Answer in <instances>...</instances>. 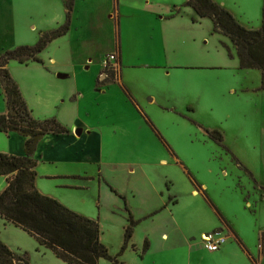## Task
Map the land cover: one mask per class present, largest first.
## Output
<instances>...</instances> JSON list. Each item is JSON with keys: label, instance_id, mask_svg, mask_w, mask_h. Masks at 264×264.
<instances>
[{"label": "rangeland", "instance_id": "1", "mask_svg": "<svg viewBox=\"0 0 264 264\" xmlns=\"http://www.w3.org/2000/svg\"><path fill=\"white\" fill-rule=\"evenodd\" d=\"M97 1L93 8L84 12L79 10L75 17L74 30L67 39L52 41L40 54L42 64L33 62L21 65L13 61L8 66L35 119H55L64 127L75 124L79 119L91 131L96 132L87 158L70 159L77 163H64L58 160L55 162L46 155L42 163H39L41 172L87 171L97 178L93 184L91 181L86 184L87 181L84 180V186H91L90 189L58 190L55 193L70 209L99 221L102 233L106 234V238L110 239L115 247L119 245L118 235L122 241L124 227L129 224L124 211L123 197L126 196L118 197L120 210L116 209L113 202L115 197L123 191L157 188L158 197L153 195L148 205L156 207L154 209L158 213L145 222L141 230L136 226V239L150 238L154 250L160 253L163 250L162 236L168 234L169 264H189L190 250H205L201 244L202 233L212 232L220 226L226 229L225 224H220L226 223V219L219 210L218 214L222 216L218 218L202 196H193L194 188L188 184L183 168L174 162V154H178L202 181L209 183L211 197L230 217L233 225L245 235L248 243L257 250L259 228L264 227V201L256 192L257 187L261 186L255 183L254 179L252 182L244 175L245 169L239 168L237 163L232 161V157L241 161L257 179H260L259 182L264 184V148L260 126L264 117V95L257 90L261 87L260 72L248 71V84L252 89L250 92L227 96V99L233 101L222 104L216 100L218 105H229L221 112L199 109L194 114H188L186 110L178 109L174 113L154 106L148 108L147 115L135 106L122 86H111V79L103 81L101 78L102 72L110 75L101 65L114 49L116 35L114 18L110 17L109 9L106 11L109 0ZM65 21L66 0H0V55L20 46L37 45L41 36L57 30ZM206 22L200 21L195 25L196 32L207 34H204L205 37L196 36L195 40L189 41L188 49L196 52L194 57L205 53L208 60L212 56L207 53L217 54L218 49L226 48L223 41L208 32L209 25ZM183 42L179 44L182 45ZM61 74L67 78H60ZM132 74L144 80L145 72L136 71ZM183 74V70H173L172 73ZM102 87L108 89L107 93L100 91ZM6 111L5 93L0 85V113ZM202 126L212 129L217 126L223 129L222 132H227L224 141L229 149H225L210 136L206 137ZM15 136L20 135L15 133ZM47 136L39 141L34 158L36 154L48 153L49 147L43 143ZM21 138L23 139V136ZM51 140V147H54L55 139ZM39 145L41 153L37 152ZM1 149L13 151L14 146L6 133L0 131ZM221 155L224 156V161L220 160ZM211 157L215 159L210 160ZM218 166H226L233 173L229 179L219 180L209 172L210 169L217 171ZM133 168L135 172H130ZM100 172L114 184L107 186L108 191H104L101 200L98 184ZM169 180L173 181L174 186L167 183ZM0 183L2 192L7 183L3 177H0ZM52 183L49 184L50 187ZM238 184L240 188L244 187L245 192L251 190L256 194L251 208L242 201L241 191L238 190V193L234 190V186ZM45 185L47 186L46 183ZM229 186L232 187L228 188ZM175 196L179 204L172 209L170 198ZM256 200H259L257 205ZM168 201L171 203L169 208L166 204ZM134 204L135 207L145 206L141 197H138ZM0 239L12 244L14 252L28 254L31 264H66L49 250L44 251L47 255L34 254L36 239L20 229L8 227L1 217ZM231 243L233 240L228 244ZM260 248L263 249V245ZM120 249L118 253L121 252ZM141 253L143 254V251ZM201 256L202 252L197 253L192 262H199ZM237 258L231 256L229 261L234 264H247L245 259ZM208 261L207 258L204 262Z\"/></svg>", "mask_w": 264, "mask_h": 264}, {"label": "crops", "instance_id": "2", "mask_svg": "<svg viewBox=\"0 0 264 264\" xmlns=\"http://www.w3.org/2000/svg\"><path fill=\"white\" fill-rule=\"evenodd\" d=\"M188 1L189 0H109V4H107L106 11H108L109 9V12L111 13L110 17L112 19L114 18V32L116 35L114 49L112 50L110 55L116 54V61L110 63V69H108L110 75L107 76V74H103L102 72L101 78L103 79V81L111 79V86H122L124 90L131 94L141 111L145 114H147V112L149 111V107L154 106L159 109L162 108L168 111L170 110L174 113L178 109L186 110L188 114H194L199 109H204L209 112H221L229 107V105H218L216 104V100H218L220 104L227 101H233L227 99V96H236L240 92L248 93L252 90L249 87L247 77L249 76L248 71H251L253 69H241L240 59L236 46L228 37L214 32V24L211 19L199 18L193 8L186 6V3ZM215 1L225 9H227L229 12H231L243 26L249 29L256 30L262 26L264 0ZM97 2V0H75L74 9L72 12L71 29L67 35L59 39H67L68 36L71 35L74 30L75 17L77 16L79 10L84 12V10L86 9H91ZM200 21H207L206 23H208L209 25L208 32L214 37L219 38L221 41H223L226 48L224 50L218 49L216 51L217 54L207 53L208 56L213 57H210L208 60L205 56V53L202 52L201 54H198L196 57H194L196 52L190 51L188 49V45L190 44L189 41L195 40L194 38L196 36L205 37V35L207 34H200L199 32H196L194 30L195 25L199 24ZM80 30L83 33V27H81ZM117 32H119V42L117 40ZM42 37L43 36H41L39 40ZM179 42H183L182 45H180ZM227 49L231 51L233 55L232 57L229 55ZM216 55L217 57H215ZM105 61L106 59L102 62L101 65L103 70L105 69ZM173 70H183L184 74L172 75ZM136 71L145 72V76L143 77L144 80L133 76L132 73H135ZM60 78H67V76L61 74ZM169 79H171V81H169ZM102 88L103 89H101L100 91L103 93H107L108 89L105 87ZM257 90L261 91L264 95V90H261V87L260 90ZM215 108L219 109L215 110ZM6 113L7 111L3 114ZM79 114L80 112L78 111V116ZM186 117L190 118L189 116ZM260 126H262V147L264 148V117L263 123ZM213 127L215 128L212 129L206 128L204 126L201 127L206 137L210 136L207 130L218 131V129H220L217 126ZM67 128L70 130V133L68 134L48 135L46 140L43 142L46 144V146L49 147L48 153H41V143L37 149V152L41 153V155H35V158L38 160V166L36 168L38 173L36 181L38 190L42 194L58 200L64 206H66L65 203L61 201L59 195H57V193L55 192H58V190L73 191L90 189L91 186H84V180L87 181L86 184H90V181L92 184L97 181V178H95L94 175H91V173H88L87 171L74 173L41 172L40 164L45 159L46 155L48 158L54 161L58 160L59 162L64 163H66L67 161L71 163H77L71 160H78L80 158L84 159L87 158V156L90 154V145L92 144L91 141H94L93 138H95L94 135L96 132L91 131V129L83 122H80L79 119L75 124L70 125ZM222 131L223 129L221 128L219 132L223 134L225 139V134L227 132ZM6 135L9 139L12 140L14 150L11 151L10 149H1L0 152L22 156L25 152L24 150L26 138L23 137L22 139L21 135L15 136V133ZM3 137L6 139L5 136ZM51 139H55L56 145L54 147H51ZM222 145L225 148L229 149L225 141H223ZM42 154H44V157H42ZM263 156L264 154H262V157ZM173 158L175 160L174 162H176L178 165H180V167L183 168L184 173L187 177L186 180L188 181V184H191L190 186L194 188L192 190L193 196H202L206 203L216 212L218 218L223 215V217L226 219V223H220L221 225L225 224L226 229H223L224 227L220 226L219 228L213 229L212 232L222 229V231L228 237L227 245H225L220 251L214 253L207 251L205 248V250L201 249L200 251H197L196 249L190 250L189 264H234L229 261L231 259V256H237L238 260H240V258L245 259L247 264H264V227L259 228L260 235L258 237V247L256 250V248L252 247L248 243L245 235L242 234L235 225H233L230 217L225 213V211H223L221 207H219L215 199L211 197L209 183H207L206 181H202L200 177L186 165V163L178 154H174ZM214 159L215 158L213 157L210 158V160ZM220 160L224 161V156L221 155ZM232 161L234 163H237V161L239 160L235 157H232ZM239 162L242 164L241 161ZM166 163L167 162L165 161L164 164ZM236 165L239 168L241 167L238 163ZM242 166L247 170H243L244 175L251 179L252 182L254 179L255 183H259V185L261 186V188L257 187L256 192L260 194V196L262 197L261 200L264 201V184L259 182L260 179H257L254 173L248 167H246L244 164H242ZM130 172H135V168L131 169ZM209 172L213 175H216L219 180L222 178L229 179L230 175L233 174L226 166H218L217 171L216 169H210ZM81 174H83L84 176H82ZM99 174L101 175L99 176L100 178L98 183L100 190L99 195L101 200L104 197V191H106L107 186H109L110 184L112 186L114 184L109 182L108 179L102 175V172H100ZM0 177H3L6 180L7 188V177ZM194 180L196 183L193 182ZM77 181L81 183H73ZM45 183L47 184V186L45 185ZM51 183L52 187L49 186V184ZM167 183H171L172 186H174L172 180H169ZM231 187L232 186H229L228 188ZM234 187V190L236 192H238V190L241 191L240 196L242 197V201L244 203H247V207L251 208L253 206L252 200H254L256 196L254 191L249 190L245 192L244 187L240 188L239 184L238 186ZM155 189L156 190H153V188H149L143 191L135 190L131 192L123 191L115 197L113 202L116 206V209L120 210V206L117 203V201L119 200L118 197L126 196L123 197L125 198V219L129 222L131 213L133 218L138 221L137 227L141 230L142 225L158 213L155 212L154 208L156 207L152 208L148 205V201L152 199L153 195H157L158 189ZM2 192L0 191V194ZM108 195H110L109 192ZM138 197H141V199L145 203V206L140 205L135 207L134 201ZM162 200V203H164V199ZM170 202L172 204L169 203V201L166 204L168 208L171 204L172 209H175V207H177L179 204V200L176 196L171 197ZM258 202L259 200H256L255 205H257ZM127 206L129 211H127ZM218 210L222 215L218 214ZM171 212L173 211L171 210ZM88 218L91 219L92 217ZM2 220L6 222L3 218ZM7 225L8 227H14L25 232L21 228H18L11 223H7ZM128 225L126 226L128 227ZM123 226H125L124 223ZM114 227L116 226L114 225ZM127 227H124V233L126 232ZM136 233L137 232L135 231V234ZM135 234L131 239L129 247L120 258L123 264H169L170 238L168 234H164L162 236L163 250L160 251V253H157L154 250V246L150 238L144 239L143 237H141V239L138 240L136 239ZM206 234H208V232L202 233V241L203 237ZM118 238L119 245L115 247L114 245H112L110 239L106 238V234H101V242L109 249L111 255L113 256H117L119 254L118 251L120 248H122L121 246H123L122 244L124 243L123 238L125 241V234L122 237V241L120 240L119 235ZM230 240H233V243L228 244L230 243ZM3 241L2 242L6 244L12 251H15L12 244L6 242L4 239ZM146 241L149 242L150 248L147 253L143 252L142 254L141 251L144 250ZM202 241L201 244L202 247H204ZM261 245H263V249L260 248ZM48 250L49 249L40 245V243L37 241V246L34 254L45 253V255H47V252L44 251ZM25 252L28 251L25 250ZM199 252H202L203 256H201L199 262L193 263L192 259L195 258L197 253ZM239 254H241L242 256H240ZM207 258L209 261L205 263L204 261ZM31 259L33 258L31 257ZM99 264L111 263L107 260L102 259Z\"/></svg>", "mask_w": 264, "mask_h": 264}, {"label": "trees", "instance_id": "3", "mask_svg": "<svg viewBox=\"0 0 264 264\" xmlns=\"http://www.w3.org/2000/svg\"><path fill=\"white\" fill-rule=\"evenodd\" d=\"M74 5L75 0H67L65 23L57 30L43 35L37 45L20 46L0 55V85L4 90L7 106V113L0 114V131L6 134L18 133L26 138L22 156L0 154V176H5L8 180L7 188L0 194V215L7 223L35 237L40 245L51 250L58 259L67 264H99L102 259L111 264H123L120 258L138 225L131 213L122 250L117 256H113L101 242L99 221L69 209L38 190V160L34 158V154L39 141L50 134H68L70 130L55 119H35L8 68L13 61L21 65L33 62L42 64L40 54L52 41L69 33ZM186 6L193 8L199 18L211 19L214 32L232 41L238 51L241 69L261 72V90H264V11L262 26L256 30L243 26L215 0H189ZM117 40L119 42V32ZM227 50L232 57L231 51ZM127 94L141 110L131 94ZM208 133L213 140L223 144L224 136L221 132ZM237 163L246 170L239 161ZM193 182L196 183L195 180ZM126 208L129 211L128 206ZM149 248V242L146 241L143 252L147 253ZM0 264H31V261L28 254L16 253L0 240Z\"/></svg>", "mask_w": 264, "mask_h": 264}, {"label": "built area", "instance_id": "4", "mask_svg": "<svg viewBox=\"0 0 264 264\" xmlns=\"http://www.w3.org/2000/svg\"><path fill=\"white\" fill-rule=\"evenodd\" d=\"M115 61L116 54L109 55L104 63L105 69H110V63ZM227 241L228 237L222 230L210 232L203 237L204 248L211 253L220 251L227 244Z\"/></svg>", "mask_w": 264, "mask_h": 264}, {"label": "water", "instance_id": "5", "mask_svg": "<svg viewBox=\"0 0 264 264\" xmlns=\"http://www.w3.org/2000/svg\"><path fill=\"white\" fill-rule=\"evenodd\" d=\"M79 134V133H78Z\"/></svg>", "mask_w": 264, "mask_h": 264}]
</instances>
